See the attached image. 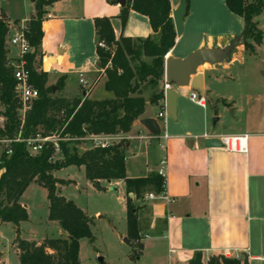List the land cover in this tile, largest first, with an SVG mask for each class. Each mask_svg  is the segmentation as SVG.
Masks as SVG:
<instances>
[{"label": "crops", "instance_id": "obj_1", "mask_svg": "<svg viewBox=\"0 0 264 264\" xmlns=\"http://www.w3.org/2000/svg\"><path fill=\"white\" fill-rule=\"evenodd\" d=\"M169 2L171 12L180 6V0ZM29 4L30 12L25 18H10L4 14L9 24L15 22L23 26L34 14V4L30 1ZM121 8L119 4L110 5L106 0H57L45 8L39 70L47 74L46 85L52 92L57 91V81L63 78L62 90L57 91L63 98L92 101L113 98L110 92L103 98L92 97L99 85L104 89L106 81L97 56L93 20L109 18L116 40L120 36L132 40L156 36L147 18L133 11L128 13L122 25L118 19ZM258 17L254 19L257 28ZM242 30V19L227 10L225 0H188L182 34L176 36L166 59L183 61L202 49L224 53L221 63H205L197 69L196 75L201 76V87L205 92V107L189 100L190 93L195 92L191 89L193 76L187 86H173L172 90L177 94L176 119L172 120L173 123L168 122L166 133L165 119L168 115L164 120L157 119V114L165 106L164 98L156 105L149 104L150 96L163 90V74L157 82L158 90L150 96H140L145 101V110L133 122L130 131L113 135L114 141H128L125 168L129 178L156 173L161 169L160 162L164 161L168 201L159 198L145 201L144 197L140 200V205L149 209V223L140 234L141 255L138 260L130 262L189 264L200 252L203 264H208L211 258L223 257L224 253H229L230 258L239 260L241 264L245 257L249 264L264 263V80L253 79L252 84L244 85L240 89L241 102L231 95L218 94L214 88V84L233 81L231 74L225 73L246 58L239 40ZM14 32L15 29H9L7 43L8 38L16 35ZM5 47L7 61H17L18 50L6 43ZM46 61L48 70H45ZM247 73L241 74L243 78L248 77ZM258 74L264 77V71ZM80 80H84L86 85H81ZM87 88L89 90L84 95ZM146 118L155 121L158 135L150 134L141 124V120ZM164 134L166 139L162 138ZM204 135L213 138L247 135V152L237 154L222 147L206 148L203 146ZM134 143L142 145L145 150L141 169L128 165L127 152ZM102 184L119 185L125 191L123 181L100 180L99 185ZM128 197L139 202L133 194ZM19 204L26 210L20 199ZM26 222L19 224L20 238L21 228ZM63 233L61 237L66 238L67 234ZM122 237L127 238L126 227ZM14 240L11 247L17 256ZM0 263L3 264L1 253ZM121 264H127V261Z\"/></svg>", "mask_w": 264, "mask_h": 264}, {"label": "trees", "instance_id": "obj_2", "mask_svg": "<svg viewBox=\"0 0 264 264\" xmlns=\"http://www.w3.org/2000/svg\"><path fill=\"white\" fill-rule=\"evenodd\" d=\"M57 0H36L34 14L27 21L24 38L28 42L30 52L23 58L29 80L38 92V98L27 112L22 126V137L42 135H58L61 138H83L89 135H116L128 133L133 122L139 119L145 110V101L137 95L141 85L146 82L157 84L164 74V56L173 48L176 34L171 18L169 0H125L118 19L124 25L128 13L133 11L147 18L155 37L146 39H115L111 20L95 18L93 26L96 43L103 42L108 51L97 48L100 67L110 69L104 71L106 78L104 89L113 95L112 99L87 100L66 99L52 96V89L47 84V74L39 70V48L43 37L42 23L45 20V8ZM108 4H116V0H106ZM188 3V0H186ZM225 7L233 15L243 21V30L239 40L245 51L251 55L254 47L262 41V32L257 28L255 18L263 10V0H225ZM15 23V22H14ZM10 29L9 21L0 18V105L5 118V132L12 136L20 129L18 109L20 104L15 96V80L12 69L8 66L6 38ZM45 29L47 26L45 25ZM252 41V44L248 43ZM143 56L150 59L148 64L138 61L131 67L130 59H137L136 46ZM111 50V51H110ZM45 70H48L46 61ZM149 80V81H148ZM63 78L57 81V91L62 90ZM163 90L151 95L149 104L156 105L163 100ZM78 141L59 142L61 158L51 160L52 148L48 145L38 155L29 156L22 143L12 145V154L5 162V172L0 177V224L10 223L15 227L14 245L17 250L18 264H79V241L83 238L94 242L91 233L92 220L75 204L58 195V186L67 182L54 177V173L74 166L82 167L85 179L91 184L96 181H123L126 192L125 220L126 237L141 255V232L147 228L149 209L145 205H136L128 197L133 194L137 201L147 194L158 195L162 191L163 178L156 173L146 177L129 178L125 168V150L128 141L121 140L108 148H94L78 154L74 148ZM72 145L71 148L69 146ZM31 184L46 190L48 201V220L56 222L67 234L66 238L26 241L20 238L19 224L28 220V215L19 199ZM164 220L162 223L164 224ZM241 264L234 258H211L208 264Z\"/></svg>", "mask_w": 264, "mask_h": 264}, {"label": "rangeland", "instance_id": "obj_3", "mask_svg": "<svg viewBox=\"0 0 264 264\" xmlns=\"http://www.w3.org/2000/svg\"><path fill=\"white\" fill-rule=\"evenodd\" d=\"M251 2L253 0H246ZM29 7V8H28ZM30 4L28 0H0V14H6L10 18H25L29 15ZM147 21L146 18H142ZM146 23V22H145ZM27 22L23 26H18L15 23L10 24V29H15L16 35L22 30H26ZM258 28L262 32L261 44L254 47L255 55H251L245 51L246 58L243 63H236L232 65L231 70L225 74H231L233 81H227L214 84V88L218 94L231 95L235 100L241 102L240 89L244 85L253 83V79L264 80V77L259 76L260 71H264V0L263 10L258 17ZM18 32V33H17ZM242 33V32H241ZM240 33V35H241ZM15 35V36H16ZM10 39L6 38V45H10ZM252 44L251 40H248ZM13 47V46H11ZM17 50L16 47H13ZM31 51V50H30ZM137 59H130L131 67H136L138 61L148 64L150 59L143 56L139 46H136ZM138 60V61H137ZM106 69H110L111 65L108 61L105 65ZM49 68V64H48ZM248 72V73H247ZM248 74L244 77L241 74ZM149 81V80H148ZM158 90L157 84L151 82L143 83L137 93L140 97L150 96L151 93ZM107 92L99 85L93 93V98H103ZM52 96H59L55 90ZM3 107L0 105V112ZM172 119L167 116L166 133L168 132V122ZM162 122V121H161ZM173 123V122H172ZM220 124H218V127ZM79 139V140H76ZM78 141L74 150L78 154L92 149V145L88 141L75 138ZM120 141H114L113 145L118 144ZM72 145L69 146L71 148ZM144 148L142 145L134 143L130 150L127 152L128 165H132L141 169L144 155ZM56 159V157H55ZM56 177L59 180L67 182L66 185H60L57 190L58 195L64 197L66 200L71 201L82 210L91 220V233L94 237V242L90 243L87 239L83 238L79 241V264H100L98 259L101 258L103 264H121L127 261V264H136L130 262L132 256L130 249L123 243L122 237L125 233L126 220H125V199L126 192L122 186L113 187L114 184H102L103 191H98L90 185L84 175L82 168L70 166L57 171ZM20 202L26 206L28 215V222H26L22 230V239L24 240H39V239H58L64 235L60 226L56 222L48 220V201L46 198V190L42 187L31 184L23 192L20 197ZM134 204L140 205L141 201ZM144 217L148 215L144 214ZM15 238L13 225L6 223L0 226V253L2 254L3 264H18V259L11 247V243ZM1 264V263H0ZM264 264V263H263Z\"/></svg>", "mask_w": 264, "mask_h": 264}, {"label": "built area", "instance_id": "obj_4", "mask_svg": "<svg viewBox=\"0 0 264 264\" xmlns=\"http://www.w3.org/2000/svg\"><path fill=\"white\" fill-rule=\"evenodd\" d=\"M24 30L19 32L16 36L10 39V44L13 47H16L18 50V59L14 62H8V66L12 69V76L15 80V89L14 93L18 102L20 104V108L18 109V119L20 121V129L17 133L12 136H8L4 134L5 132V118L0 116V177L5 172V162L8 160L10 155L12 154V145L16 143H22L25 146L26 152L29 156L38 155L44 148L48 145L52 148V156L51 160L55 161L60 159L62 154L59 147V142H66L70 139L68 137L61 138L58 135H42L41 132L35 134L34 137H22V126L24 123L25 116L27 112L31 109V106L35 100L38 98L37 90L32 86L29 80V73L25 69V60L24 56L30 52V48L28 46L27 40L23 35ZM96 47L98 49H102L104 51H108V48L105 46L103 42H97ZM111 51V50H110ZM164 60H166V55L164 56ZM104 73V69H103ZM165 79V78H164ZM80 84L85 86L86 82L84 80H80ZM169 85L165 81V85L163 87V94L165 90L169 89ZM89 88L84 91V95L87 94ZM189 100L200 107H205L206 99L204 96L197 94L196 92H191L189 95ZM165 106L162 110L157 114V119L164 120L166 116ZM163 139H166V135H162ZM81 140L88 141L90 145H92V149L94 148H108L113 146L114 138L113 135H89ZM204 140L207 139H217L222 148L230 153L237 154H246L247 152V135H223L216 138L212 136L204 135ZM79 140V139H76ZM56 157V159H55ZM161 169L156 172L157 175L164 179V161L160 162ZM165 199L168 201L166 197L165 191V179L163 180L162 191L158 195L147 194L144 196L145 201H153L155 199ZM224 258H230L229 253L223 254Z\"/></svg>", "mask_w": 264, "mask_h": 264}, {"label": "water", "instance_id": "obj_5", "mask_svg": "<svg viewBox=\"0 0 264 264\" xmlns=\"http://www.w3.org/2000/svg\"><path fill=\"white\" fill-rule=\"evenodd\" d=\"M31 3H35L36 0H29ZM116 4H119L121 7L125 5V0H116ZM186 14V0H180V6L171 12V18L174 25L175 34L179 37L183 31V18ZM2 19H5L6 16L2 14ZM225 55L223 52L211 50V49H202L198 50L191 55H189L185 60L179 61L175 59H166L164 61V78L166 83L170 86L169 89L164 92V101H165V111L166 114L171 117L172 120L176 119V98L177 94L172 90V87H184L187 86L190 82V77L193 76L191 89L197 92L199 95L205 97V92L201 87V76L196 75L197 69L205 63L214 65L221 63ZM141 124L148 130L152 135H158V129L156 123L153 119L146 118L141 120ZM203 146L206 148L212 147H222L221 143L217 139H207L203 141ZM92 187L98 191H103L104 188H101L99 181H96L91 184ZM123 243L130 249L131 258L130 261L138 260L137 252L134 249L131 242L124 238ZM202 253L197 252L194 256V259L189 264H203L202 263ZM100 264H103L101 258L98 259ZM218 264V262L216 263ZM242 264H249L247 257L243 259Z\"/></svg>", "mask_w": 264, "mask_h": 264}]
</instances>
